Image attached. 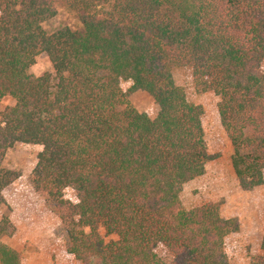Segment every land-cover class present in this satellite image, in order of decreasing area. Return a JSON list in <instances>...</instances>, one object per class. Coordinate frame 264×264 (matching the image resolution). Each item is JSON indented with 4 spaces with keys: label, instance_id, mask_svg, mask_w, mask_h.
Wrapping results in <instances>:
<instances>
[{
    "label": "trees",
    "instance_id": "16d2710c",
    "mask_svg": "<svg viewBox=\"0 0 264 264\" xmlns=\"http://www.w3.org/2000/svg\"><path fill=\"white\" fill-rule=\"evenodd\" d=\"M60 11L78 28L47 33ZM40 55L51 71L36 77ZM263 64L264 0H0V103L14 101L0 112V206L19 177L6 153L35 145L33 190L78 264H232L224 242L237 220L179 200L210 156L202 109L173 71L217 96L232 170L248 190L264 185ZM136 91L158 106L154 118L130 104ZM13 233L3 216L0 264H22L1 242ZM250 264H264V238Z\"/></svg>",
    "mask_w": 264,
    "mask_h": 264
},
{
    "label": "rangeland",
    "instance_id": "374dc122",
    "mask_svg": "<svg viewBox=\"0 0 264 264\" xmlns=\"http://www.w3.org/2000/svg\"><path fill=\"white\" fill-rule=\"evenodd\" d=\"M42 27L47 33H53L62 27L76 29L78 23L72 14L60 11ZM50 71L45 55L37 57L29 69L36 77ZM173 74L176 83L185 89L188 102L202 109L204 141L210 156L204 173L183 186L179 195L181 205L188 211L206 203L214 204L222 217L236 219L238 230L225 238V253L232 264H250L261 253L264 238V185L248 190L239 185L231 166L232 147L219 120L217 96L212 92L197 93L187 70L175 69ZM129 87V82L121 84L123 91L127 92ZM128 100L138 112L150 118L158 111L155 102L142 91L128 94ZM13 103L11 98L2 100L0 112ZM39 150L35 145L18 144L5 155V168L17 172L19 177L6 188L5 203L0 206V220L6 216L14 227V233L3 236L1 242L21 255L22 264H78L67 251L65 232L57 214L33 190L31 173ZM64 197L70 201L75 199L69 189ZM158 253L165 255L161 248Z\"/></svg>",
    "mask_w": 264,
    "mask_h": 264
}]
</instances>
